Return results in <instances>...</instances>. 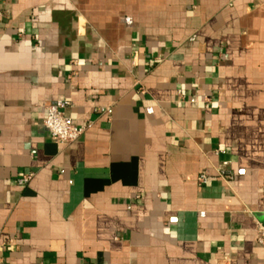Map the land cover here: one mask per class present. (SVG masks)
I'll return each instance as SVG.
<instances>
[{"label":"crops","instance_id":"obj_1","mask_svg":"<svg viewBox=\"0 0 264 264\" xmlns=\"http://www.w3.org/2000/svg\"><path fill=\"white\" fill-rule=\"evenodd\" d=\"M257 222L264 0H0V264H264Z\"/></svg>","mask_w":264,"mask_h":264},{"label":"built area","instance_id":"obj_2","mask_svg":"<svg viewBox=\"0 0 264 264\" xmlns=\"http://www.w3.org/2000/svg\"><path fill=\"white\" fill-rule=\"evenodd\" d=\"M71 106L69 101H58L47 109V116L44 121V127L52 137L53 141L63 145H72L76 143L85 133L84 127L76 126L73 121L65 115V110ZM219 176L227 181L233 180L232 172L227 165L219 170ZM27 179L19 181L20 186H25ZM208 183V177L203 175L199 178L201 186ZM257 242L264 247V224L256 223Z\"/></svg>","mask_w":264,"mask_h":264}]
</instances>
